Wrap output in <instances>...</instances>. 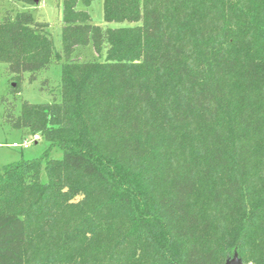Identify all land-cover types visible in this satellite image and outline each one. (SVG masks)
<instances>
[{"label":"trees","instance_id":"obj_1","mask_svg":"<svg viewBox=\"0 0 264 264\" xmlns=\"http://www.w3.org/2000/svg\"><path fill=\"white\" fill-rule=\"evenodd\" d=\"M93 1L62 0L61 50L30 12L0 19L10 75L60 65L51 102L0 97L48 143L0 167V264H264V0H102L120 28ZM88 45L103 63L73 58Z\"/></svg>","mask_w":264,"mask_h":264},{"label":"rangeland","instance_id":"obj_2","mask_svg":"<svg viewBox=\"0 0 264 264\" xmlns=\"http://www.w3.org/2000/svg\"><path fill=\"white\" fill-rule=\"evenodd\" d=\"M77 9L86 10L91 17V23L102 28H120L129 25L125 22L105 23L102 0H94L88 7H84L81 2H78ZM20 11H28L35 20L48 23L47 31L52 37L54 46L57 50H61L62 0H41L33 6L9 3L8 0L0 1V19L4 15L14 16ZM73 58L103 63L105 61V51L97 55L91 45H88L77 50ZM28 79L29 74L27 73L16 79L15 75L8 73L5 65L0 64V97L5 96L11 101H15L16 111L19 110L22 101L31 104H44L57 97L60 65L52 64L47 70L40 72L32 82ZM16 82L18 87L12 91V84ZM1 115L2 108H0V167L16 162L21 158L25 160L39 158L48 148V143L43 140L29 144L26 149L12 147L13 143L22 144L24 141L28 142L30 138L25 137L21 131L12 130L3 122ZM50 156L54 159H60L62 154L59 150H52Z\"/></svg>","mask_w":264,"mask_h":264},{"label":"built area","instance_id":"obj_3","mask_svg":"<svg viewBox=\"0 0 264 264\" xmlns=\"http://www.w3.org/2000/svg\"><path fill=\"white\" fill-rule=\"evenodd\" d=\"M38 140H39V136L38 135H33L28 142L24 141V143H22V144L13 143L12 147L26 149V148H28L29 144H31L33 142L35 143Z\"/></svg>","mask_w":264,"mask_h":264},{"label":"water","instance_id":"obj_4","mask_svg":"<svg viewBox=\"0 0 264 264\" xmlns=\"http://www.w3.org/2000/svg\"><path fill=\"white\" fill-rule=\"evenodd\" d=\"M38 3V0L35 1ZM14 86V84H12ZM225 264H243L242 260L238 257L237 253L234 252L232 256L228 257L225 261Z\"/></svg>","mask_w":264,"mask_h":264}]
</instances>
